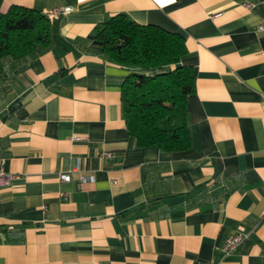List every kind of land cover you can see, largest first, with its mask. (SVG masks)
Segmentation results:
<instances>
[{"label":"crops","instance_id":"0c3cea01","mask_svg":"<svg viewBox=\"0 0 264 264\" xmlns=\"http://www.w3.org/2000/svg\"><path fill=\"white\" fill-rule=\"evenodd\" d=\"M12 5L69 11L37 55L0 61V167L13 175L0 186V264H264V0H0V11ZM117 13L184 36L187 149L129 134L120 90L136 69L92 44ZM81 173L93 177L79 184Z\"/></svg>","mask_w":264,"mask_h":264},{"label":"trees","instance_id":"16d2710c","mask_svg":"<svg viewBox=\"0 0 264 264\" xmlns=\"http://www.w3.org/2000/svg\"><path fill=\"white\" fill-rule=\"evenodd\" d=\"M51 41V21L35 7L0 11V61L35 56ZM92 44L105 58L134 68L121 84L122 115L137 146L164 151L190 146L186 99L194 91V68L184 36L142 24L125 13L97 24Z\"/></svg>","mask_w":264,"mask_h":264},{"label":"built area","instance_id":"2783aa9c","mask_svg":"<svg viewBox=\"0 0 264 264\" xmlns=\"http://www.w3.org/2000/svg\"><path fill=\"white\" fill-rule=\"evenodd\" d=\"M251 4L246 3V7H250ZM69 11V8H64V9H51L46 11L47 16L50 18L55 17L56 15H58L60 12H67ZM257 29L258 30H264V23H259L257 25ZM73 138H77L76 136H74ZM101 156L107 157V158H111L113 156L112 152L109 151H103L100 153ZM81 161L79 158H77L75 166L73 167L72 170L74 171H84L81 167H80ZM60 178L62 181H69L70 180V174L68 172H62L60 173ZM13 175L7 171H5V169L3 167H0V186L1 185H8L11 182ZM92 175L91 174H87V173H81L79 176V184L89 181L92 179ZM111 183H116L115 179H111ZM246 236V233H237L234 234L230 237L227 238L224 246H223V251L224 252H229L232 249H234L236 247V245L238 243H240V241H242Z\"/></svg>","mask_w":264,"mask_h":264}]
</instances>
